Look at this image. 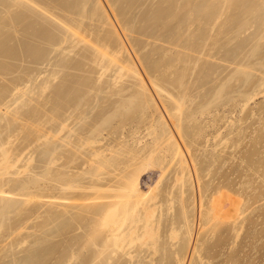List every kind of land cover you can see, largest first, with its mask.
I'll list each match as a JSON object with an SVG mask.
<instances>
[{
    "label": "bare ground",
    "instance_id": "1",
    "mask_svg": "<svg viewBox=\"0 0 264 264\" xmlns=\"http://www.w3.org/2000/svg\"><path fill=\"white\" fill-rule=\"evenodd\" d=\"M238 1L0 0V264L181 263L193 212L202 215L201 194L211 190L202 220L210 228L196 238L224 230L223 183L235 173L229 184L251 181L264 167L254 159L263 139L254 114L236 119L250 115L246 127L226 124L225 136L211 115L235 118L264 91V0L252 9ZM244 28L255 30L243 58ZM157 42L166 45L160 57L158 48L143 53ZM214 131L219 142L201 151L195 136ZM240 230L235 223V238Z\"/></svg>",
    "mask_w": 264,
    "mask_h": 264
},
{
    "label": "rangeland",
    "instance_id": "2",
    "mask_svg": "<svg viewBox=\"0 0 264 264\" xmlns=\"http://www.w3.org/2000/svg\"><path fill=\"white\" fill-rule=\"evenodd\" d=\"M251 1L252 0H249V1L248 0H239L237 3L238 4L241 3V5L244 2H245V5L246 4L247 5L250 4V6L248 5L250 9H252L254 7L257 8L258 6L262 7V5L260 3H262L263 0H259V1L253 0L252 2ZM254 3H256V4H254ZM245 5H243V6L245 7ZM248 6H247V8H248ZM250 9L247 10L248 13L252 12ZM239 10L240 9H238V11H237L236 7H233L231 10H229V12H231L232 15L230 16V13H227V16H230L231 20L233 19L234 16H239V19H240V18H242V17H240L242 13H241V11L239 12ZM254 12H255V10H254ZM232 21H233V23L236 22L234 20H232ZM231 26H232V23H231ZM147 29H149V28H147ZM253 29L254 28L249 30V32L252 31ZM149 30L151 31V29H149ZM244 31H245V28L241 31V33H242V35L244 37L241 35L242 39H239V41L241 40L244 43L243 44L244 50L241 51V53L243 55L242 56L243 58H244V55L246 54L245 52H247L248 49L250 48V47L247 48L248 45L250 46V44H249L250 40L246 39V37L247 38L250 37V33H251V32L250 33L249 32L248 33L247 32L244 33ZM256 33L258 34L259 31H256ZM246 34H249V35L247 36ZM136 35L137 34L133 35L134 38L132 37L134 41L137 40V42L141 41L143 43H146L148 41V40L142 38V36L138 37ZM239 37H240V35H239ZM152 41L153 40H149V43L150 44L153 43ZM148 46L149 47H147L145 49L146 51L144 50L143 53H146V54L148 53L149 54V53H151V51L152 52L154 50L156 51V49L158 48L157 51H156L158 53V55H156L154 57L155 59L160 57L159 55H161V53H163V50L166 47V45H164L163 43H159V42H157V43H155L153 45H148ZM245 48H247V49L245 50ZM169 56L171 58H173V53L172 54L169 53L168 56L164 57L163 62H169V58H168ZM212 60L213 59L210 60L208 58L207 62H213V63L216 62V61H214V60L212 61ZM0 62H2V60H0ZM4 62H11V61L4 60ZM213 65H215V63ZM35 67L37 69H44V68L46 69V67H44V65L43 66L42 65L33 66L34 70H36ZM227 72H228V70H227ZM227 72H226V74H227ZM257 76H260V74L257 73ZM12 77L16 78V75L12 76ZM7 78H9V76ZM4 84L7 85V83H4ZM261 90H263V88ZM260 94H259V96L256 97V99L253 102H251L246 107L247 109H246V111L244 110V112H243L244 114L242 112H240V110L235 112L236 113L235 114L236 117L234 116L235 118L232 117L233 115H228V114H227V117H224L223 116L224 114H222L221 111L219 112V114H217V111H215V110H213L211 115L212 116L213 115L218 116L217 117L218 121H220L221 123L219 124V122H218L217 127L220 130L223 128L221 130V132H223L222 134L224 136H225L224 127L230 126L231 124H235V123H236V127L240 126V125H242L243 127H246L247 125L252 124V121L249 119L252 116V114H254V116H256V117L258 116L257 118L255 117V121H254L255 125L253 126L254 128H252V129L258 130V133L260 132V129H261V132L259 134H260L261 138H263V139H261V143H260L261 145H259V144L257 145V153L258 154L255 155L256 157H254L255 162L258 165H262V166H260V168H261V167L264 166V159H263L264 158V152H262V150H264L263 149L264 148V134H263L264 133V128L263 129L261 128L262 126L264 127V123H263L264 122V118H263L264 117V114H263L264 112H262V113H259V112H261L260 110L264 111V109H262V108H264V91H263V93H260ZM248 113L251 116L249 115V118L247 120L243 119L240 122H238V120L236 121V119L240 120V118L242 116H243L242 118H244V115L246 116V114H248ZM258 114L259 115L261 114L260 117H259ZM181 116L183 117V115H181ZM259 118L263 119V120H259L260 124H259V122L257 120ZM233 119H235V120H233ZM200 120H201V122L203 121L202 122V125L204 124L203 126L207 125L209 127L210 123H209L208 119H201L200 118ZM249 120H250V122H249ZM193 122L194 121L192 119V123ZM256 122H258V123L256 124ZM189 123L191 125L190 129H192L193 127H192L191 121H189ZM229 123H231V124L229 125ZM230 127H232V126H230ZM192 132L194 133L193 130L189 131L188 133H190V135H192L193 134ZM228 132L229 131H227V134H228ZM248 132L250 133L251 130H249ZM214 134L217 135L216 131H214V133H212L211 135H208V136H204V134H201L200 137L199 136L198 137L195 136V139H198V138L201 139V137H202V140L204 141L203 146H201L202 148H200L201 151H203V150H211L212 149L211 145L215 144L216 142H219L217 140H219L220 138L218 137L217 140H216V138H215L216 136ZM223 135H222V137H224ZM229 136H228V138H229L228 146L232 145V144L234 145V143H236V141H234V139H231V138L234 137L233 134H232V137L231 136L229 137ZM207 137L209 138V140H207L208 139ZM213 138H214L215 142L213 141ZM248 139L249 138H247L246 140H242L241 139L240 142L237 143V151H241L242 149H246V148H244V146H246L245 144L247 143ZM206 140L209 142L208 144L206 143ZM205 143L207 145H210L211 147L210 146L208 147ZM196 145L197 144H195V147H197ZM205 146H206V149H205ZM259 151L261 152V154H260ZM192 152H193V154L195 156L199 155V153L194 152L193 148H192ZM236 155L237 156L234 157V158H236L235 159V163L236 164H240L241 162H239L238 160L242 161L243 158L239 154H237V152H236ZM206 156H207V154H206ZM239 158H241V159H239ZM229 159H231V157ZM190 160H191V157H190ZM206 161H208V159ZM259 162H261V163H259ZM153 163H158V159H156V161H154V162H151V163L149 162L150 165H152ZM208 163L209 164L212 163V160L208 161ZM174 164H175V162L172 164V166L169 169V172L167 173V176L169 178L172 176V170H175V168H176V167H173ZM165 165H166V163H165ZM258 165H257V167H258ZM193 168L194 169L199 168L198 164L193 163ZM228 168H229V165L227 164V166L224 169L228 170ZM153 169L150 168V170L146 174V177L144 179V181H145L144 182L145 189H146L145 183H150L151 184V182H150V181H152L151 177H153L152 179L157 177V174H158L157 168L153 167ZM258 169H259V167H258ZM214 170H215V167H212L211 173ZM260 170H258L259 173H257L259 175V178H258V175H256L254 178H251L252 179L251 181H249L250 178L242 176L241 178L240 177L236 178V181L234 182L235 183L234 185L229 184V182H231V180L234 179L235 176L237 175V173H235L234 176H230L229 180L223 183L224 186H227V189H228V190L227 189L225 190V194L223 195V198L220 200L222 206L225 207L224 211L226 212V214L222 217V218H224L222 221H224V223H225L223 225L224 230L220 231L221 233H218L214 237H212V235L209 236L208 240H206V241L204 239H201V238L197 239L196 238L197 237L196 234L204 233V232L207 231V229L210 228V225H206L205 222H203L204 221V215L207 213L209 201L212 200L213 196L216 197L217 194H215V191H213V190L207 191V192H204V193L201 194V196H203V199H202L203 208H200V211L202 212L201 213L202 215L197 217V213H196L197 209L195 208L196 210L193 213H194V215H196V217H195L196 222H195L194 227H193V233L194 234H193L192 240H191L192 243H190L191 247L189 246L190 250L186 251V253L184 255H181L182 259L185 257L184 260L181 259L182 262L181 263H176V264H200L201 263V259H202V254H204V256H205V259L203 260L204 264H234L233 261H231V259H233V258L237 262V264H264V167L261 168ZM198 171L200 173L199 169H198ZM218 171H219V169L215 170V172H218ZM213 173L210 174V176H213ZM247 174H250V173L247 172ZM198 175H200V174H198ZM186 178H188V171H186ZM193 178H195V177L193 176ZM215 178H216L215 180L213 178L211 180L210 177L202 178V181L208 182L209 180H211L210 183H212L213 180H214L215 184H217L218 183V178L217 177H215ZM171 179L173 181V178H171ZM193 182H195V180ZM189 192L193 193V195H195V197H196L197 187L195 186V189H194L193 192L192 191H189ZM195 200H196V198H195ZM218 204H219V202H218ZM221 209H223V208H221ZM235 223H237V226H239V227L241 226V230L239 231L238 238L234 237L235 234H234V231H232V228H234V224ZM211 225H212V223H211ZM228 227L230 228V231H228ZM1 234L2 235L0 236V242L2 241L1 237H3L5 235V232L2 231ZM87 241L88 240L85 237L84 238V243L87 242ZM147 241L151 242V240H147ZM160 241H161V239H160ZM71 242L74 244L73 248L76 249L75 242H73V241H71ZM63 246L64 247H60L58 249V251L59 250H68V248H69L68 240H66V242L63 244ZM144 248H146V247H144ZM205 248L207 249V251L205 250ZM87 252H88L87 250L82 248L81 249V257L85 258L88 255ZM0 256H1V254H0ZM55 256L57 257L58 254L55 253L53 255V257H55ZM117 256L118 255H116L115 257H117ZM170 258H172L173 261L175 260L174 257H170ZM80 259L81 258H79V261L77 263H73L72 262L71 264H80L81 263ZM117 260H118V258H115V261H117ZM120 260L124 261L123 257H121ZM144 262L146 264H149V263L150 264H155L150 256L145 257ZM0 263H1V261H0Z\"/></svg>",
    "mask_w": 264,
    "mask_h": 264
}]
</instances>
